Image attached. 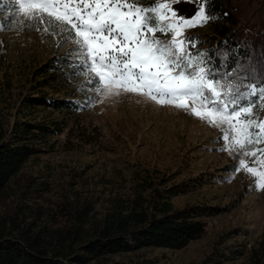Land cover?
<instances>
[{"label": "rangeland", "instance_id": "1", "mask_svg": "<svg viewBox=\"0 0 264 264\" xmlns=\"http://www.w3.org/2000/svg\"><path fill=\"white\" fill-rule=\"evenodd\" d=\"M65 2L74 6L80 0ZM166 4L183 19L193 18L201 7L186 0L178 5L173 0ZM1 17L6 22L4 27L0 25V119L7 127L17 114L19 97L31 90L32 69L54 52L72 56H78V52L74 50V38L65 42L64 29L58 25L49 27L46 21L38 24L29 10L19 9L15 0H0ZM196 33L206 34V26L184 29V35ZM168 36L170 40L172 37ZM158 39L165 40L162 36ZM196 48L189 51L195 55ZM85 71L87 68L77 79H87ZM249 99L255 103L243 119L264 122L262 102L258 97ZM185 100L188 107L178 108L134 93L104 98L103 92H95L94 100L79 113L78 121H72L70 132L54 137V149L30 156L9 179L0 194V216L23 213L49 227L61 226L66 223L68 207L95 200L94 209H102L109 197L129 187V171L145 168L154 175L171 177L169 181L187 177L193 178L191 182L198 181L193 189L172 198L174 207L206 203L217 207V212L203 216L206 226L202 235L180 248L147 247L112 255L111 260L131 262L146 258L154 264H203V257L215 244L252 242L264 227V187L257 186L260 176L246 169L264 173V139L241 148L227 123L217 126L192 114V108L205 111L199 98ZM241 103L249 107L244 101ZM42 113L19 111L18 115L38 119ZM90 124L99 131L96 141L78 142V127ZM241 160L245 161L244 169ZM241 229H247L248 234ZM220 236L223 240L216 243ZM215 264L245 262L240 256Z\"/></svg>", "mask_w": 264, "mask_h": 264}, {"label": "trees", "instance_id": "2", "mask_svg": "<svg viewBox=\"0 0 264 264\" xmlns=\"http://www.w3.org/2000/svg\"><path fill=\"white\" fill-rule=\"evenodd\" d=\"M186 1L204 4L213 17L204 24L206 34L186 36L195 38L196 53H207L205 60L215 77L222 83L231 81L242 94L248 85L262 84L264 0ZM134 3L147 7L154 0ZM5 22L1 17L2 27ZM84 65L76 55L54 52L32 69L31 90L19 97L12 122L5 127L0 119V194L30 156L54 149V137L68 134L72 121H78L79 113L94 100L93 86L87 79H77ZM19 111L43 113L35 119L19 116ZM98 135L95 125H80L76 139L93 144ZM129 175V187L109 197L102 209H94L95 200L68 207L66 223L61 226L49 227L23 213L1 215L0 264H154L146 258L127 262L110 257L147 247L180 248L202 235L206 226L203 216L217 212V207L206 203L173 206L174 196L198 184L191 182L192 177L169 181L171 177L154 175L145 168L133 169ZM241 230L248 234L247 229ZM222 240L220 236L216 243ZM240 256L245 264H264V227L252 242L213 245L202 262L215 264Z\"/></svg>", "mask_w": 264, "mask_h": 264}, {"label": "snow or ice", "instance_id": "3", "mask_svg": "<svg viewBox=\"0 0 264 264\" xmlns=\"http://www.w3.org/2000/svg\"><path fill=\"white\" fill-rule=\"evenodd\" d=\"M182 2L185 0H173L177 5ZM15 3L21 11L29 10L38 24L46 21L49 27L58 25L64 29L65 42L74 38L78 59L85 61L87 83L96 93L103 92L104 98L134 93L178 108L188 107L185 98H199L205 111L192 108V114L217 126L227 123L241 148L264 139V122L243 119L255 103L249 97H258L264 107V86L248 85L247 92L242 94L231 81L222 83L215 77L205 60L206 52L194 55L189 51L196 47V41L184 35V29L203 26L213 19L204 4L193 18L183 19L166 3L147 8L128 0H80L74 6L65 0ZM156 33L170 34L172 38L161 41ZM236 124L240 127L236 128ZM240 165L244 169L245 161L241 160ZM246 170L264 181V173ZM260 181L257 186L264 187Z\"/></svg>", "mask_w": 264, "mask_h": 264}, {"label": "crops", "instance_id": "4", "mask_svg": "<svg viewBox=\"0 0 264 264\" xmlns=\"http://www.w3.org/2000/svg\"><path fill=\"white\" fill-rule=\"evenodd\" d=\"M169 0H154V3L152 4V5H157V4H159V3H167ZM151 5V6H152ZM147 7H149V6H147ZM147 7H144V8H147ZM157 35V38H159V37H161L162 36V38H165V40L164 41H167V40H169V36L167 35V36H165L164 34H162V33H156Z\"/></svg>", "mask_w": 264, "mask_h": 264}]
</instances>
